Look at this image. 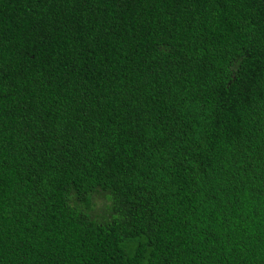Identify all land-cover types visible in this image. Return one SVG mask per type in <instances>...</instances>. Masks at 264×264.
<instances>
[{
  "label": "trees",
  "instance_id": "trees-1",
  "mask_svg": "<svg viewBox=\"0 0 264 264\" xmlns=\"http://www.w3.org/2000/svg\"><path fill=\"white\" fill-rule=\"evenodd\" d=\"M0 264H264V0H0Z\"/></svg>",
  "mask_w": 264,
  "mask_h": 264
},
{
  "label": "rangeland",
  "instance_id": "rangeland-1",
  "mask_svg": "<svg viewBox=\"0 0 264 264\" xmlns=\"http://www.w3.org/2000/svg\"><path fill=\"white\" fill-rule=\"evenodd\" d=\"M74 199H72L71 204H73V202L75 203V201H73ZM109 201L102 197V196H97L95 199H93V202L89 204V209L91 211H94L96 213H101L103 214L105 217L109 216Z\"/></svg>",
  "mask_w": 264,
  "mask_h": 264
}]
</instances>
